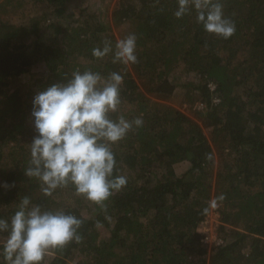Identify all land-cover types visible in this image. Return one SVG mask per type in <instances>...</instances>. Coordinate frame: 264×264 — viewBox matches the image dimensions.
Returning <instances> with one entry per match:
<instances>
[{
	"label": "trees",
	"instance_id": "obj_1",
	"mask_svg": "<svg viewBox=\"0 0 264 264\" xmlns=\"http://www.w3.org/2000/svg\"><path fill=\"white\" fill-rule=\"evenodd\" d=\"M76 1L0 0V218L28 196L83 220L81 241L45 264H264V0H221L236 27L229 39L206 32L194 9L178 19V0H115L111 15L104 3L114 0ZM27 7L33 17L5 18ZM130 34L137 63L93 56ZM77 70L120 73L112 117L144 122L113 146L127 185L103 208L72 186L45 196L25 173L35 95ZM177 91L205 109L194 119L169 106ZM213 202L209 244L200 226Z\"/></svg>",
	"mask_w": 264,
	"mask_h": 264
},
{
	"label": "clouds",
	"instance_id": "obj_2",
	"mask_svg": "<svg viewBox=\"0 0 264 264\" xmlns=\"http://www.w3.org/2000/svg\"><path fill=\"white\" fill-rule=\"evenodd\" d=\"M193 9L206 32L224 39L235 34V24L225 16L221 0H178L174 15L179 19ZM136 49L137 37L130 34L118 40L114 49L105 41L92 54L97 59L112 54L113 63L129 65L138 62ZM123 79L118 72L104 76L77 70L67 83L35 95L32 116L37 135L29 145L31 158L25 173L39 181L45 196L72 186L78 196L103 208L127 185L113 146L144 122L139 117L132 121L123 115L112 117L122 103ZM82 224L71 212L34 204L25 196L14 215L0 218V264H45L50 251L81 241Z\"/></svg>",
	"mask_w": 264,
	"mask_h": 264
},
{
	"label": "rangeland",
	"instance_id": "obj_3",
	"mask_svg": "<svg viewBox=\"0 0 264 264\" xmlns=\"http://www.w3.org/2000/svg\"><path fill=\"white\" fill-rule=\"evenodd\" d=\"M97 1V0H96ZM114 2L115 0L113 1V3L111 5L107 4V3H104V7H108V12H109V15H111L112 13V10H113V7H114ZM77 5L79 4V0L76 1ZM28 7L25 8L24 10H19L16 12V14H13V15H8V16H5V18H9L11 21H13L14 23H17L19 18H21V16L23 15L22 13H26V14H32V13H28ZM31 16V15H29ZM33 17V15L31 16ZM22 19V18H21ZM33 71L37 74L38 72L41 73L43 71V66L40 65L38 66L37 68H34ZM27 80H29V75H25L23 76L21 79H19L16 83V85L18 87H21V86H26L27 85ZM23 87V88H24ZM183 93L182 91H177L175 93V95L172 97V99L167 103L169 106H172L173 108H176L177 110L185 113L186 115L190 116L191 118H194L195 119V116H194V110H195V105H197L199 102H195L193 103V105H189L187 103L184 102L183 100ZM190 106L192 107V109H189ZM219 212H218V206L215 205V207H212V212L211 214L208 216V218L201 224L200 228L201 230L204 232H208L209 234H211V236L213 237H217L216 235V228L220 225L219 223Z\"/></svg>",
	"mask_w": 264,
	"mask_h": 264
},
{
	"label": "built area",
	"instance_id": "obj_4",
	"mask_svg": "<svg viewBox=\"0 0 264 264\" xmlns=\"http://www.w3.org/2000/svg\"><path fill=\"white\" fill-rule=\"evenodd\" d=\"M203 109H205V105L203 103H198L197 105H195V110L202 111ZM204 233H206V236L204 238L205 243L213 244V243L217 242L216 237L211 236V234H209L208 232L204 231ZM217 244H219V243H217Z\"/></svg>",
	"mask_w": 264,
	"mask_h": 264
}]
</instances>
